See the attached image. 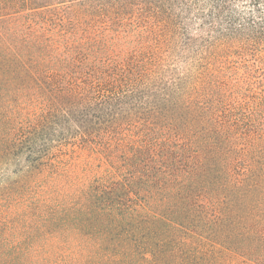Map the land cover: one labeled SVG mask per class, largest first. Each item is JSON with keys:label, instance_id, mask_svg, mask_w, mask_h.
<instances>
[{"label": "trees", "instance_id": "obj_1", "mask_svg": "<svg viewBox=\"0 0 264 264\" xmlns=\"http://www.w3.org/2000/svg\"><path fill=\"white\" fill-rule=\"evenodd\" d=\"M0 264H264V0H0Z\"/></svg>", "mask_w": 264, "mask_h": 264}]
</instances>
